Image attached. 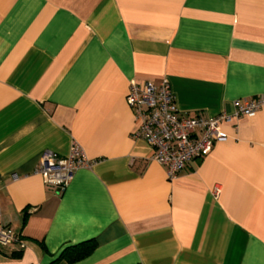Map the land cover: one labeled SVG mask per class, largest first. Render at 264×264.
I'll use <instances>...</instances> for the list:
<instances>
[{"label": "crops", "instance_id": "1", "mask_svg": "<svg viewBox=\"0 0 264 264\" xmlns=\"http://www.w3.org/2000/svg\"><path fill=\"white\" fill-rule=\"evenodd\" d=\"M163 78L189 115L263 93L264 0H0V226L25 243L0 264L90 238L58 264H264V106L170 179L125 102ZM73 140L95 163L57 192L34 170Z\"/></svg>", "mask_w": 264, "mask_h": 264}, {"label": "built area", "instance_id": "2", "mask_svg": "<svg viewBox=\"0 0 264 264\" xmlns=\"http://www.w3.org/2000/svg\"><path fill=\"white\" fill-rule=\"evenodd\" d=\"M125 102L133 110L137 121L134 136L144 139L152 148V159L166 169L168 178H175L191 160L206 154L212 145L227 138L223 125L241 116L255 113L264 106V92L255 97L237 98L232 112L208 116L201 112L193 115L181 113L175 103L167 78L158 83L151 80L137 84L129 81ZM95 160L87 157L83 147L73 140L67 155L61 156L52 150H44L34 173L57 192L69 184L75 172L90 168ZM16 179L17 175L12 174ZM220 187L214 188L218 194ZM25 243L10 227L0 226V245Z\"/></svg>", "mask_w": 264, "mask_h": 264}, {"label": "trees", "instance_id": "3", "mask_svg": "<svg viewBox=\"0 0 264 264\" xmlns=\"http://www.w3.org/2000/svg\"><path fill=\"white\" fill-rule=\"evenodd\" d=\"M97 245L95 239L90 238L76 244L64 247L60 253L49 264H58L64 260L68 263L79 261L93 252Z\"/></svg>", "mask_w": 264, "mask_h": 264}]
</instances>
